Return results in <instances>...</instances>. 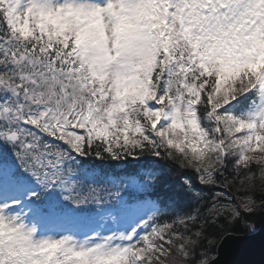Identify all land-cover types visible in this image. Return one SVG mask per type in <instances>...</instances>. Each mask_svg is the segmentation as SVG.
<instances>
[{
	"label": "snow or ice",
	"instance_id": "snow-or-ice-1",
	"mask_svg": "<svg viewBox=\"0 0 264 264\" xmlns=\"http://www.w3.org/2000/svg\"><path fill=\"white\" fill-rule=\"evenodd\" d=\"M237 225L264 264V0H0V264H221Z\"/></svg>",
	"mask_w": 264,
	"mask_h": 264
},
{
	"label": "water",
	"instance_id": "water-1",
	"mask_svg": "<svg viewBox=\"0 0 264 264\" xmlns=\"http://www.w3.org/2000/svg\"><path fill=\"white\" fill-rule=\"evenodd\" d=\"M246 235L229 233L224 236L218 245L221 255V264H234V261L244 257V253L247 250L255 248L254 255L247 258L259 259V242L260 237L257 236L254 240L244 239Z\"/></svg>",
	"mask_w": 264,
	"mask_h": 264
},
{
	"label": "trees",
	"instance_id": "trees-1",
	"mask_svg": "<svg viewBox=\"0 0 264 264\" xmlns=\"http://www.w3.org/2000/svg\"><path fill=\"white\" fill-rule=\"evenodd\" d=\"M204 191H205L206 194L210 195V193L208 192L207 189H205ZM232 192H233V195L239 196V193L236 192L235 189H232ZM231 232H233V233H239V234H247V233L243 230V227L240 226V225H237V226H235V227H229V228H227V230H226L225 232H223V233L220 235V237H219V239H218V244H219V242L221 241V239H222L226 234L231 233Z\"/></svg>",
	"mask_w": 264,
	"mask_h": 264
}]
</instances>
